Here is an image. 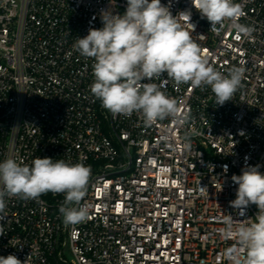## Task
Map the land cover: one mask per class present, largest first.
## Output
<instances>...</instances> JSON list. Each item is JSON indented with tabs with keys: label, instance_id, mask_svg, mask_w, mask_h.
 <instances>
[{
	"label": "built area",
	"instance_id": "1",
	"mask_svg": "<svg viewBox=\"0 0 264 264\" xmlns=\"http://www.w3.org/2000/svg\"><path fill=\"white\" fill-rule=\"evenodd\" d=\"M237 2L251 36L227 21L210 31L191 0H161L174 16L191 10L192 36L215 70L242 67L244 76L223 105L210 87L153 81L187 120L146 127L139 113L114 116L101 106L90 92L92 59L72 48L103 27L102 10L123 14L127 0H0V162L48 157L91 169L81 202L89 215L75 225L63 223V194L6 197L0 256L22 264H230L222 254L236 241L220 235L223 218L235 225L258 212L230 206L238 188L231 178L247 165L264 173V0Z\"/></svg>",
	"mask_w": 264,
	"mask_h": 264
},
{
	"label": "clouds",
	"instance_id": "2",
	"mask_svg": "<svg viewBox=\"0 0 264 264\" xmlns=\"http://www.w3.org/2000/svg\"><path fill=\"white\" fill-rule=\"evenodd\" d=\"M191 3L201 18L210 22L212 32L222 29L226 21L238 36H251L254 31L252 26L239 22L245 12L237 0ZM100 19L103 27L89 28L85 37H77L72 48L80 56L92 59L94 80L90 92L114 116L139 113L146 127L165 119L178 125L185 123L187 116H181L177 101L153 82L165 76L176 85L210 87L216 105L232 100L242 85V67H234L225 75L209 64L192 36L195 26L189 23L190 9L174 16L161 0H127L123 14L102 10ZM259 168L247 165L240 175L231 178L238 188L230 206L243 210L254 204L258 212L254 218L235 225L232 215L223 218L220 235L236 241L222 254L230 264H264V173ZM90 176V167L81 162L36 157L31 164H25L7 158L0 162V214L5 212L6 197L38 200L51 192L64 195L59 207L63 223H81L89 215V207L81 202ZM0 264L22 261L9 254L0 256Z\"/></svg>",
	"mask_w": 264,
	"mask_h": 264
}]
</instances>
